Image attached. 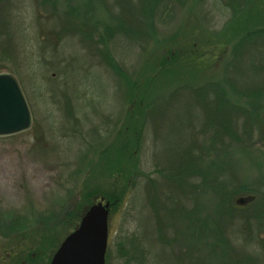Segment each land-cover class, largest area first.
Masks as SVG:
<instances>
[{
	"label": "rangeland",
	"instance_id": "374dc122",
	"mask_svg": "<svg viewBox=\"0 0 264 264\" xmlns=\"http://www.w3.org/2000/svg\"><path fill=\"white\" fill-rule=\"evenodd\" d=\"M40 1L0 0V73H11L17 78L33 116L29 131L0 138V264H29L26 254L38 249L40 264H45L48 256L51 259V253L60 245L51 250L41 237L55 235L61 244L73 230L71 221L74 219L68 221L69 215L77 210L75 206L87 185L86 179L90 187L103 193L114 187L122 190L126 181L121 174L104 178L101 169L97 168L101 163L92 165L98 160L99 149L114 145L116 139H120L119 131L125 130L138 114L136 106L129 101L128 82L137 83L141 97L144 86L153 76V66L158 64V53L169 47L168 39L176 31L184 30L180 42L188 51L209 56L218 46L213 57L215 65L210 70L198 71L200 76H187L188 71L181 69L180 75L166 74L153 80L155 86L150 87V93L144 98L148 107L140 112L144 116L139 125L142 133L137 135L141 139L140 150L137 152L135 146L131 147L135 149V163L133 159L126 160V164L131 165L129 168L134 166L131 170L136 174L124 203L110 207L106 254V264H134L140 260L138 256L136 261L133 259L136 257L135 245L131 246L129 241L136 240V248L145 259L143 264H175V255L179 257L182 249L177 245L169 249L164 246L158 217L161 221L165 218L169 225V217L160 210L168 191L163 175L158 174L157 169L162 168L160 161L168 166L183 159L187 144L195 142L199 147L207 146L213 136L212 128L205 127L209 110L195 100L198 95L193 88L222 83L230 74L235 82L238 79L239 86L246 84V77L232 73L230 67L234 62L237 39L234 35L237 31L236 11L245 13L255 0H240L237 6L227 4V0H178L185 3L182 25L178 30V22L156 20L159 42L148 44L146 52L151 57L142 54L143 51L130 40L120 39L119 44L107 40L106 29L118 27L124 12L119 0L99 3L89 16L78 8L84 1L71 0L76 11L73 18L62 17L68 11L63 0L55 11ZM64 20L75 23L74 29L58 35ZM221 46L226 49L223 54L219 51ZM107 49L124 76H120L107 61ZM194 59L191 57L189 61L199 69V62ZM185 86L188 88L173 94ZM227 95L236 105L249 106L247 100L232 88H227ZM206 97L212 108L215 94L206 92ZM244 125L245 118L239 117L238 132L242 141L247 139L243 137L246 136ZM248 127L250 131L256 129L251 124ZM253 133L257 134L256 131ZM242 145H247V140ZM206 150L209 154L204 156L203 166L212 178L215 176L212 164L215 165L217 159L209 145ZM233 151L230 164L237 183H263L264 144L257 136L249 139L247 146L233 144ZM211 187L208 182L204 186L202 183L197 197L202 205V217L207 216L210 220L215 215V190ZM152 195H155L153 201L149 198ZM250 196L254 197L252 202L237 205L238 199ZM233 199L236 206L247 210L262 197L255 193H240ZM175 211V217H178L175 227L181 231V234L176 233L177 240H182V248H185L187 223L179 216L180 208L176 207ZM16 220H21L20 224L25 221L26 238L8 230ZM67 223L72 227L66 230ZM212 228L210 224L208 228L200 227L197 229L199 234L191 238L196 256L205 257L203 263L216 262ZM259 232L264 238V224ZM173 234L174 230L168 229V235ZM31 235L37 237L32 241Z\"/></svg>",
	"mask_w": 264,
	"mask_h": 264
},
{
	"label": "trees",
	"instance_id": "16d2710c",
	"mask_svg": "<svg viewBox=\"0 0 264 264\" xmlns=\"http://www.w3.org/2000/svg\"><path fill=\"white\" fill-rule=\"evenodd\" d=\"M60 1L62 0H41L40 3L44 4V6H52L55 8V11ZM63 1L68 6V11L62 17L73 18V14L76 11L71 6L72 1ZM82 1H84L82 6L80 5L78 8L79 10H83L85 12L84 15L87 16L94 13L96 5L108 2V0ZM239 1L227 0V4L237 6ZM119 2L122 4L124 12L120 17L118 27L106 29L107 40L110 43L119 44L120 39L125 41L130 40V43L143 51L142 54L148 55L149 52H146L148 44L159 42L157 37L158 23L156 20L160 23L178 22V30L182 25L180 22L183 18L182 11L185 3L181 1L119 0ZM76 3L78 4V2ZM179 14L181 15L179 16ZM236 16L237 31L234 35H236L237 39L234 46V62L230 68L232 69V73L237 72L241 77H246V84L242 85L243 87L239 86V83L237 84L238 79L235 82L231 78L232 75L229 71V79L223 80L222 83L215 82V84H207L206 87L193 88V90L190 88L198 95L195 97V100L209 110L205 127H210L213 130V136L210 137L207 146L209 145L212 152H215V158L217 159L215 165L212 164L215 169V176L210 178L208 169L205 165L203 166V158L209 154L206 150L207 146L202 145L199 147L195 142L186 145L183 159L168 166L160 161L162 168L161 170L157 169L158 174L163 175L166 190L168 191L165 192L166 201L161 205L160 210L165 212V217H169V225L165 223V218L162 224L163 220L161 221L158 217V226L162 233L164 246L169 249V247L177 245L182 249L179 257L175 255V264H209L208 262L203 263L205 257L196 256V248L191 241V238L195 234H199L200 230H197L198 228H208L209 224L213 226L211 233L215 237V245L212 247L215 250V264H264V238L261 237L259 232L262 231V225L264 224V182L257 185L237 183V177L234 175L235 172L233 173V168L230 164V159L234 156L232 153L234 154L235 152L233 151V144L235 146H247L249 139L252 140L256 136L257 140L264 144V120L261 119V117L264 118V0L253 1L245 13L236 11ZM254 23H257V26ZM74 26L75 23H68V21L64 20V23L59 26L58 35L70 32L74 29ZM87 29L89 28L87 27ZM182 31L179 33L176 31L168 39L169 47L158 53V57L160 55L158 64H155L152 68L154 77L152 76L151 80L144 86L141 97L139 96L137 83L128 82L129 101L132 106H136L138 114L134 120L132 118L131 123H129L130 125H127L125 130L119 131L120 139H116V145L99 149L98 160L92 165L97 166V162L101 163L97 167L102 171L103 176L101 177H112L117 173L123 176L126 183L122 185L121 191H118L114 187L111 191L103 193L95 187H90L89 180L86 179L85 184L87 185L80 192V199L75 206L77 210L74 211L75 213L69 215L68 221L74 219L71 221V225L73 226L71 232L78 227L84 213L101 199H106L112 208L124 203L126 192L130 189L131 180L136 174L131 170L134 166L129 168L131 165L126 164V160L131 161L133 159L134 161H132L135 163L134 150L136 149L137 152L140 150L141 139L137 135L142 133V129L139 130V128H141L140 126L144 117L143 113L141 114L140 112L144 111V109L146 110L148 107V103L145 102L144 98L150 93V87L154 85L153 80L166 74L175 76L179 73L180 75L181 69L188 71L185 74L187 76L191 74L200 76V72L198 71L210 70L215 65L213 57L217 54L216 50L218 46H215V51H211V55L209 56L205 54L197 55L193 51H188L180 42ZM224 47L219 50L221 54L226 52ZM105 55L111 67L113 66L120 76H124L121 69L115 64V59L110 55L109 49H107ZM191 57H194V60L199 62L197 63L200 66L199 69H197L195 63H190L189 59ZM149 60L151 61V58ZM184 88H188V86L176 89L173 91V94L178 93ZM227 88H232L234 92L243 96L249 106L244 108L233 103L228 98ZM206 92L215 94L213 99L215 103L212 104V108L210 107V103L207 102L209 99L206 97ZM140 117H142V121ZM239 117L245 118L246 125H244L243 134L245 133L246 136L243 135V137L247 138L245 139V141L247 140V145H242L245 141H242V136L238 132ZM250 124L256 129L250 131L248 127ZM254 131L257 134L253 133ZM133 146H135V149H131ZM129 177L131 178L129 179ZM200 180L203 186L208 182L209 186H212L211 189L215 190V215L213 219L211 217L212 220L208 219L207 216L202 217V205L197 199L201 191ZM240 193L246 195L248 193L250 195L255 193L261 196L262 199L258 203L255 202L252 208H248V206L247 210H245L234 204L233 197ZM149 198H152L151 200L153 201L155 195ZM162 206L165 208H162ZM176 207L181 210L180 215H178L182 216L187 223L186 234L184 233L185 242L183 243L185 248H182V240L178 241L176 236V233L181 234V231L176 230L175 227V222L178 219V217H175ZM20 222L21 220H16L8 230L17 232L15 236L20 235L21 238L23 236L26 238L28 236V233L25 232L27 225L23 224L25 221H22V224ZM72 226L67 223L65 225L67 227L66 230ZM168 229L174 230V234L168 235ZM0 230H2L1 227ZM34 237L37 236L31 235L32 241ZM41 239L51 250L60 245L58 244L59 238L55 235L44 234ZM135 241H129L131 246L135 245L133 248L136 259H133L136 261L138 256L140 260L134 264H143L142 262L144 260L145 263V259L140 254L141 250L136 248ZM24 242L28 243L29 241ZM142 249L143 251L145 250L144 247ZM32 251H35V253H32ZM38 253L39 249L38 251L31 250L26 254V260L29 264H40L41 257ZM121 255H124V253ZM47 256L45 254V257ZM48 257L45 264H49L50 257Z\"/></svg>",
	"mask_w": 264,
	"mask_h": 264
},
{
	"label": "water",
	"instance_id": "95a60500",
	"mask_svg": "<svg viewBox=\"0 0 264 264\" xmlns=\"http://www.w3.org/2000/svg\"><path fill=\"white\" fill-rule=\"evenodd\" d=\"M33 125V116L17 78L0 73V138L24 134ZM254 197L240 198L244 206ZM110 203L100 200L83 215L55 252L50 264H106L109 241Z\"/></svg>",
	"mask_w": 264,
	"mask_h": 264
},
{
	"label": "flooded vegetation",
	"instance_id": "af4514ba",
	"mask_svg": "<svg viewBox=\"0 0 264 264\" xmlns=\"http://www.w3.org/2000/svg\"><path fill=\"white\" fill-rule=\"evenodd\" d=\"M58 248H59V247H58ZM56 251H57V250H56ZM56 251H55V252H56ZM55 252L53 251V253H51L52 256H51L50 262H51V260H52V258H53V256H54ZM50 262H49V264H50Z\"/></svg>",
	"mask_w": 264,
	"mask_h": 264
}]
</instances>
